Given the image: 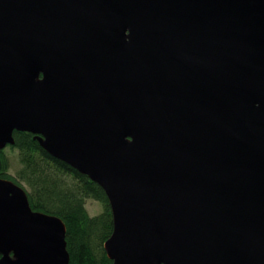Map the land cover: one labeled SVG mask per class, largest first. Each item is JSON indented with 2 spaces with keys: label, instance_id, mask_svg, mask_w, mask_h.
<instances>
[{
  "label": "water",
  "instance_id": "1",
  "mask_svg": "<svg viewBox=\"0 0 264 264\" xmlns=\"http://www.w3.org/2000/svg\"><path fill=\"white\" fill-rule=\"evenodd\" d=\"M14 131L105 191L112 264H264V0H0ZM0 264H70L1 177Z\"/></svg>",
  "mask_w": 264,
  "mask_h": 264
},
{
  "label": "trees",
  "instance_id": "2",
  "mask_svg": "<svg viewBox=\"0 0 264 264\" xmlns=\"http://www.w3.org/2000/svg\"><path fill=\"white\" fill-rule=\"evenodd\" d=\"M20 168L10 174V158L6 148L0 150V177L25 188L31 207L55 215L66 225L70 264H112L104 244L113 232V215L105 191L88 176L53 157L39 144L35 135L14 131ZM88 199L102 204V211L90 215Z\"/></svg>",
  "mask_w": 264,
  "mask_h": 264
},
{
  "label": "rangeland",
  "instance_id": "3",
  "mask_svg": "<svg viewBox=\"0 0 264 264\" xmlns=\"http://www.w3.org/2000/svg\"><path fill=\"white\" fill-rule=\"evenodd\" d=\"M5 149V148H4ZM6 152L10 158V174L16 175L17 170L20 168V162L18 157V151L10 149L8 146L6 148ZM25 188L29 190V188L25 185ZM90 215H97L99 214L103 207L102 204L94 199H88L86 205Z\"/></svg>",
  "mask_w": 264,
  "mask_h": 264
}]
</instances>
